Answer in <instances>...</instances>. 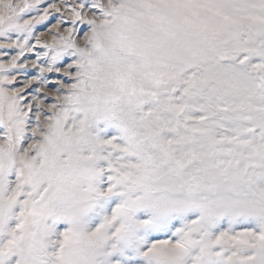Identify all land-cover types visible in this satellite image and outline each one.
Segmentation results:
<instances>
[{"label": "snow or ice", "instance_id": "6c2138e0", "mask_svg": "<svg viewBox=\"0 0 264 264\" xmlns=\"http://www.w3.org/2000/svg\"><path fill=\"white\" fill-rule=\"evenodd\" d=\"M0 264H264V0H0Z\"/></svg>", "mask_w": 264, "mask_h": 264}]
</instances>
